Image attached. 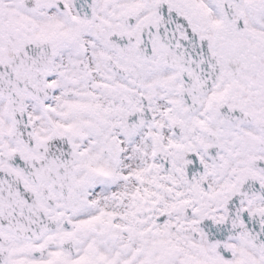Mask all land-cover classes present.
<instances>
[{"label":"snow or ice","instance_id":"snow-or-ice-1","mask_svg":"<svg viewBox=\"0 0 264 264\" xmlns=\"http://www.w3.org/2000/svg\"><path fill=\"white\" fill-rule=\"evenodd\" d=\"M0 264H264V0H0Z\"/></svg>","mask_w":264,"mask_h":264}]
</instances>
